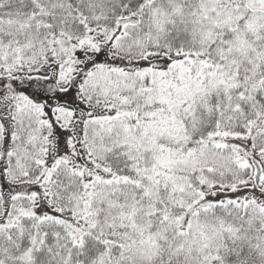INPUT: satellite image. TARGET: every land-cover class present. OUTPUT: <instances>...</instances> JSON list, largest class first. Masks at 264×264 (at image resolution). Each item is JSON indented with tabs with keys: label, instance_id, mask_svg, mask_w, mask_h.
I'll use <instances>...</instances> for the list:
<instances>
[{
	"label": "snow or ice",
	"instance_id": "obj_1",
	"mask_svg": "<svg viewBox=\"0 0 264 264\" xmlns=\"http://www.w3.org/2000/svg\"><path fill=\"white\" fill-rule=\"evenodd\" d=\"M0 264H264V0H0Z\"/></svg>",
	"mask_w": 264,
	"mask_h": 264
}]
</instances>
